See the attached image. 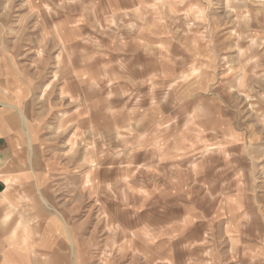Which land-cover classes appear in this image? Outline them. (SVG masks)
Listing matches in <instances>:
<instances>
[{
    "label": "clouds",
    "instance_id": "clouds-1",
    "mask_svg": "<svg viewBox=\"0 0 264 264\" xmlns=\"http://www.w3.org/2000/svg\"><path fill=\"white\" fill-rule=\"evenodd\" d=\"M0 264H264V0H0Z\"/></svg>",
    "mask_w": 264,
    "mask_h": 264
}]
</instances>
